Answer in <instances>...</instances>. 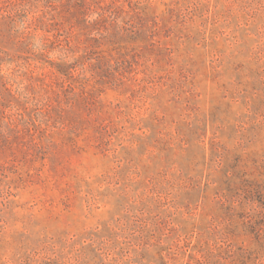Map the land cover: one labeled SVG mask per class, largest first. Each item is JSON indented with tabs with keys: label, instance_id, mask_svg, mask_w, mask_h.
Segmentation results:
<instances>
[{
	"label": "rangeland",
	"instance_id": "374dc122",
	"mask_svg": "<svg viewBox=\"0 0 264 264\" xmlns=\"http://www.w3.org/2000/svg\"><path fill=\"white\" fill-rule=\"evenodd\" d=\"M0 264H264V0H0Z\"/></svg>",
	"mask_w": 264,
	"mask_h": 264
}]
</instances>
